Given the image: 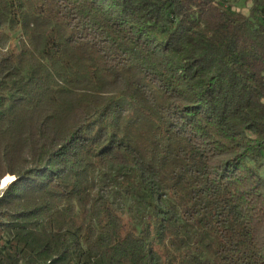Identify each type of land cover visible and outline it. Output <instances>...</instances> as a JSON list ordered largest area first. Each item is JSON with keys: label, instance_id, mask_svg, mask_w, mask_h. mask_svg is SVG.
I'll return each instance as SVG.
<instances>
[{"label": "trees", "instance_id": "obj_1", "mask_svg": "<svg viewBox=\"0 0 264 264\" xmlns=\"http://www.w3.org/2000/svg\"><path fill=\"white\" fill-rule=\"evenodd\" d=\"M0 0V264H264V0Z\"/></svg>", "mask_w": 264, "mask_h": 264}, {"label": "rangeland", "instance_id": "obj_2", "mask_svg": "<svg viewBox=\"0 0 264 264\" xmlns=\"http://www.w3.org/2000/svg\"><path fill=\"white\" fill-rule=\"evenodd\" d=\"M252 1L251 0H240L237 3H235V7L241 11H243L244 13H248L249 7L251 6ZM6 181L5 177L3 178L2 182H1V186L0 188L4 187L3 183ZM10 182V181H6L5 185Z\"/></svg>", "mask_w": 264, "mask_h": 264}, {"label": "bare ground", "instance_id": "obj_3", "mask_svg": "<svg viewBox=\"0 0 264 264\" xmlns=\"http://www.w3.org/2000/svg\"><path fill=\"white\" fill-rule=\"evenodd\" d=\"M5 179H6V181H7V180H8V181H12V180H14L15 178H14V177H11V176H6ZM6 181H5V182H6ZM5 182L3 183V186L5 185Z\"/></svg>", "mask_w": 264, "mask_h": 264}]
</instances>
